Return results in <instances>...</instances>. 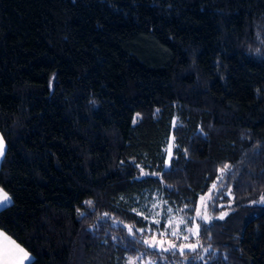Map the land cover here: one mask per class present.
Returning a JSON list of instances; mask_svg holds the SVG:
<instances>
[{
  "label": "trees",
  "instance_id": "1",
  "mask_svg": "<svg viewBox=\"0 0 264 264\" xmlns=\"http://www.w3.org/2000/svg\"><path fill=\"white\" fill-rule=\"evenodd\" d=\"M0 135L29 264H264V0H0Z\"/></svg>",
  "mask_w": 264,
  "mask_h": 264
},
{
  "label": "snow or ice",
  "instance_id": "2",
  "mask_svg": "<svg viewBox=\"0 0 264 264\" xmlns=\"http://www.w3.org/2000/svg\"><path fill=\"white\" fill-rule=\"evenodd\" d=\"M5 151V142L2 136H0V157L4 155ZM229 166L225 165L224 168H222L220 171L223 173ZM213 189L216 188V185L213 184ZM9 195L3 191V189H0V204H4L6 202H10ZM203 200V197L201 198ZM261 202H264V196L261 197ZM87 203L91 204V201H88ZM255 203V202H254ZM157 207V205H153V208ZM169 212H171V209H168ZM107 215V214H105ZM224 215H227V213L222 214L219 218L223 219ZM197 216H200L202 219H210V217L206 215H201V213H197ZM155 223H159V220H156ZM173 221L169 219L168 224L172 225ZM185 220L183 218L180 219L179 224H185ZM199 224H196L195 227L187 228V231L189 233H192L194 235H199ZM139 231H143L142 229ZM129 232H132L131 226H129ZM2 235V234H0ZM166 235H169L167 232V229H165L164 232L159 233L160 239H157L156 235L151 236V238L145 239L144 243L150 247V248H159L162 251L168 252V251H174L177 248L179 249L180 253L183 255L185 248H187L190 251H195L196 248L199 246L197 244H182L177 245L174 241H166L164 237ZM172 237L181 238V233L177 229H173L170 233ZM183 240L187 241L189 237L187 235H184L182 237ZM167 243V246L165 244ZM29 254L27 251H25L24 248H22L19 244H17L14 240H11L9 237L4 236L3 241L0 242V264H24L26 260H29ZM136 259H139L138 257ZM129 264H135V261L133 258H129ZM149 264H152V262H149Z\"/></svg>",
  "mask_w": 264,
  "mask_h": 264
},
{
  "label": "rangeland",
  "instance_id": "3",
  "mask_svg": "<svg viewBox=\"0 0 264 264\" xmlns=\"http://www.w3.org/2000/svg\"><path fill=\"white\" fill-rule=\"evenodd\" d=\"M148 55H150V54H148ZM171 151H172V143H171V140H170V142H169V145L167 146V148H166V160H165V166H168L169 165V161H170V158H171ZM206 198V197H205ZM10 203H11V199H10V202H6V203H4V204H0V209H2V208H5V207H7V206H9L10 205ZM157 205V207H155V212H154V214L150 217V221H153V222H155L157 219H158V216L161 214V209H160V207H159V205L158 204H156ZM202 205H203V202L201 203L200 202V207L199 208H201L202 207ZM169 219H171L172 221H173V223H172V225H169L168 224V221H169ZM180 217H176L175 215H171L166 221H165V225H164V229H163V231H161V232H164L165 231V229H167V232L169 233V235H166V236H170V237H172L171 235H170V233H171V231L175 228V229H177L178 231H180V233H181V238H179V239H181V240H183L182 239V237L184 236V235H187L188 237H189V239L190 238H194L196 235H194V234H192V233H189L188 231H187V228H192V227H194V226H192V227H190V226H188L186 223L185 224H179V221H180ZM160 232V233H161ZM173 238H175V237H173ZM188 239V240H189ZM187 240V241H188ZM183 241H185V240H183ZM186 241V242H187ZM29 257H30V259L28 260V262H30V260H31V256L29 255ZM27 262V263H28Z\"/></svg>",
  "mask_w": 264,
  "mask_h": 264
},
{
  "label": "crops",
  "instance_id": "4",
  "mask_svg": "<svg viewBox=\"0 0 264 264\" xmlns=\"http://www.w3.org/2000/svg\"><path fill=\"white\" fill-rule=\"evenodd\" d=\"M1 136V135H0ZM4 153H5V151H4ZM2 158H3V156L2 157H0V162H1V160H2ZM0 234H2V235H0V242H2L3 241V238H4V236H7L4 232H2L1 230H0ZM8 237V236H7ZM10 238V237H9ZM11 239V238H10ZM12 240V239H11ZM32 259V258H31ZM31 261V260H30ZM28 260H26L25 262H24V264H29L30 262H28Z\"/></svg>",
  "mask_w": 264,
  "mask_h": 264
}]
</instances>
